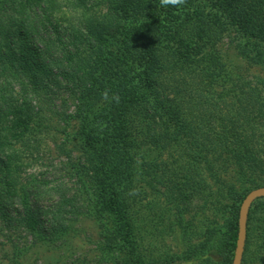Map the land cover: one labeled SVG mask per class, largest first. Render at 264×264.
Listing matches in <instances>:
<instances>
[{"label":"trees","instance_id":"obj_1","mask_svg":"<svg viewBox=\"0 0 264 264\" xmlns=\"http://www.w3.org/2000/svg\"><path fill=\"white\" fill-rule=\"evenodd\" d=\"M73 1L87 19L64 28L46 0H0V237L55 246L88 216L115 264H232L242 199L264 186V93L222 42L264 70V0ZM57 101L72 104L79 156L65 153L73 187L44 205L24 150L65 119ZM244 246L242 264H264V198Z\"/></svg>","mask_w":264,"mask_h":264},{"label":"rangeland","instance_id":"obj_2","mask_svg":"<svg viewBox=\"0 0 264 264\" xmlns=\"http://www.w3.org/2000/svg\"><path fill=\"white\" fill-rule=\"evenodd\" d=\"M44 9L49 11L53 23L64 28L69 24L77 26L87 19V16L75 8L73 0H46ZM230 42L229 38L222 42L225 65L228 69L240 67L246 80L257 84L264 93V84L259 82L264 83V70L240 57L235 45ZM52 108L63 114L65 119L52 117L56 130L52 131V136L39 137L38 141H32L24 150L25 182H33L40 187V202L44 205L56 200L54 188L69 190L73 187L69 174L70 164L65 153H70L73 160H76L80 146L76 136L78 123L70 119L72 104L65 106L57 101ZM147 151V161L164 157L159 149L150 148ZM222 179L227 185H232L237 193H244L248 188L232 173L225 174ZM24 237L21 235L11 239L21 251L19 254L10 240L0 237V264H115L101 249L102 237L98 224L92 217L84 216L74 220L67 238L55 246L32 245V241Z\"/></svg>","mask_w":264,"mask_h":264},{"label":"water","instance_id":"obj_3","mask_svg":"<svg viewBox=\"0 0 264 264\" xmlns=\"http://www.w3.org/2000/svg\"><path fill=\"white\" fill-rule=\"evenodd\" d=\"M259 198H264V187L249 191L242 199L238 215V232L232 264H241L247 233V217L252 203Z\"/></svg>","mask_w":264,"mask_h":264},{"label":"clouds","instance_id":"obj_4","mask_svg":"<svg viewBox=\"0 0 264 264\" xmlns=\"http://www.w3.org/2000/svg\"><path fill=\"white\" fill-rule=\"evenodd\" d=\"M160 6L163 8H176L180 9L182 8L186 3L187 0H159ZM104 99H109V92L106 90L103 94ZM112 102L119 103L120 97L118 94L113 93L110 97Z\"/></svg>","mask_w":264,"mask_h":264}]
</instances>
